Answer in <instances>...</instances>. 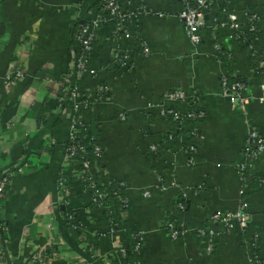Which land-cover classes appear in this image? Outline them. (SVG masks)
Here are the masks:
<instances>
[{
  "label": "crops",
  "instance_id": "1",
  "mask_svg": "<svg viewBox=\"0 0 264 264\" xmlns=\"http://www.w3.org/2000/svg\"><path fill=\"white\" fill-rule=\"evenodd\" d=\"M85 1L91 0H0V175L24 159L28 163L23 174L11 179L2 205L12 264H32L30 258L38 250L45 252L47 264L126 262L114 254L115 240L107 235L105 217L88 205L76 165L65 160L74 111L69 103L60 105L59 83L71 58L76 4ZM136 3L164 14L140 22V39L149 46L150 56L137 57L131 71L108 68L96 80L86 76L80 81L88 96L100 84L110 88L105 100L84 113L102 149L99 181L124 185L128 226L143 235L138 252L142 264H251L254 253L264 260V153L249 170L247 228L235 224L229 229L211 221L214 213L234 212L240 206L239 164L250 129L264 138V74L259 68L264 61V0L230 4L238 12L256 14L255 54L235 40L229 28L217 25L218 9L213 11L216 18H206L202 43L194 46L178 18L182 0ZM108 51L104 40L102 61ZM15 62L23 64L27 75L9 90L4 79ZM223 74L247 85L250 102L245 113L223 96ZM176 90L193 96L196 111L205 113L191 128L198 130L193 164L181 144L164 141L174 140L177 125L162 118L158 106L182 115L190 110L181 101H165V95ZM121 113L126 121L120 120ZM61 176L69 184L68 207L86 227L84 236L64 226ZM173 181L178 188L162 190ZM171 223L183 231L175 241L169 234ZM119 229L118 237L127 241L124 223ZM203 229L215 231L212 254L206 251L209 238L201 234ZM252 241L259 252L250 247Z\"/></svg>",
  "mask_w": 264,
  "mask_h": 264
},
{
  "label": "built area",
  "instance_id": "2",
  "mask_svg": "<svg viewBox=\"0 0 264 264\" xmlns=\"http://www.w3.org/2000/svg\"><path fill=\"white\" fill-rule=\"evenodd\" d=\"M93 2L96 4H91ZM231 3L232 0H182V8L178 14V18L183 23L186 35L192 45L198 46L202 43L206 17H210L214 9H218L221 17L216 20L218 22L217 25L229 28L234 33L235 40L243 45H247L252 50L254 49L258 34V18L252 11L238 12L232 9L230 7ZM93 5L95 6L93 7ZM88 6L90 7L86 10L87 5L85 6L84 2L76 4L79 16L76 18L72 30L71 58L67 66L66 74L63 75L59 83L63 91V96L59 99L60 105L68 107L65 105L69 103L74 111L65 152V160L76 165V178L80 182H86L88 184L89 188L85 189L89 196L88 205L98 209V213L105 217L109 228L107 235H110L115 240L114 254L122 255L126 260L125 264H142L141 262H131L128 260V239L126 237V241L118 237L120 223H124V221L119 218L118 213L114 210V204L112 203L108 206L109 209H112L108 215L104 211L106 208L104 200L109 195L101 189V187L106 185L100 183V177H97L100 174L95 167V162L91 160L88 153V145L92 143L94 138L86 135L84 139L86 145H80L77 136L78 126H90V120L84 116V113L91 110L96 103L105 100L110 88L106 84H100L94 89L91 96H88L84 89L81 88L80 81L86 76L96 80L108 68L117 70L118 72L131 71L137 57L150 56L151 50L149 46L140 39V22L146 16L156 15L158 17H164V14H153L146 5L138 4L136 0H91ZM104 40L107 42L109 51L108 58L102 61L99 54L101 51V42ZM215 49L220 51L221 47L215 45ZM253 53H256L255 50H253ZM259 66L264 74V61ZM26 75L27 71L23 64L15 62L7 69L4 79L6 87L9 90L13 89ZM230 78L232 77L229 74H223L221 76L223 96L230 101L232 106L239 107L245 113L246 107L250 102L247 85L239 80L232 81ZM261 90L262 96L260 102L264 103V79ZM188 100L195 101L193 96L190 98L186 92L181 90L171 91L165 95V101L169 102L181 101L188 104ZM157 110L164 119H171L175 123L181 119L182 114L165 107L164 104L159 105ZM119 117L122 121L127 120V116L124 113H121ZM204 118L205 113L202 111L193 112L189 110L185 114V119L193 124ZM171 138L173 139V136ZM182 140L183 138L180 137L179 142H182ZM151 150L155 151L156 147H151ZM184 151L190 156L189 162L191 164L195 163L192 155L196 154L198 146L190 145ZM263 153L264 138L256 129L252 128L246 139L242 162L239 164L242 181L240 206L234 212L214 213L211 217L213 223L222 224L229 229L233 228L235 224L243 230L247 228L249 217L247 215V202L244 197L249 187V170L254 161ZM94 154L100 159L102 158V149L98 143L94 146ZM27 167L28 163L24 159L21 163L14 165L11 170L0 175V264H12L9 261L7 251V227L2 211L3 199L11 179L15 175L23 174ZM109 184H112L116 189L125 188L122 183L110 182L107 185ZM59 186L60 195L62 196L61 204L64 207V211H66L69 209L68 195L70 191L67 186V179L64 176L60 177ZM170 187L178 188L179 185L173 181L169 185L163 186L162 190L165 191ZM144 195L148 197L150 194L146 192ZM119 201L122 205L121 209L128 214L130 209L128 199L119 196ZM109 215H114V219H109ZM63 218L64 222L66 220L71 221L72 229L79 232L81 236L87 234L85 225L79 222L74 210L73 213L64 215ZM169 234L171 239L175 241L183 235V231L175 223H171L169 226ZM201 234L209 238L206 251L208 254H212L215 248V231L212 229H203L201 230ZM134 239L136 240L135 250L139 252L143 245V235H134ZM249 245L252 249H257L256 241H252ZM44 253L41 250L36 251L31 256L30 263L47 264ZM263 262L264 260L260 258L258 253L252 254L251 264H263Z\"/></svg>",
  "mask_w": 264,
  "mask_h": 264
},
{
  "label": "trees",
  "instance_id": "3",
  "mask_svg": "<svg viewBox=\"0 0 264 264\" xmlns=\"http://www.w3.org/2000/svg\"><path fill=\"white\" fill-rule=\"evenodd\" d=\"M84 3H85V6L87 5V8H86V10H87L90 7V6H88V4L90 2L89 1H85ZM91 4H96V3L93 2ZM94 6L95 5H93V7ZM210 17H212V19H213V18H216L217 16L215 15V13L213 14V12H212ZM230 79L232 81L236 80V79H233V78H230ZM187 102H188L189 106L187 104L186 105L190 108V111H193V112L195 111L196 112V110L198 108L197 103L194 102L193 100H188ZM176 125H177L176 131H175V133H172V136H173L174 140L170 141L166 137V138H164V141L166 140L167 142L170 143V145H174V146L178 145V144H181L184 149H186L190 145L198 146V142H197L198 130L196 129L194 131L193 129H191V128H194L195 125L192 122L187 121L185 119V115H181V119L176 122ZM94 129L95 128H94L93 124H90L89 127L78 126L77 127V136H78V139L80 141L79 142L80 145H86V143L84 141L86 135H89L92 138H94L92 140V143L90 145H88V153H89V155L91 157V160L93 162H95L96 169L99 171V170H102L103 167L101 166V159L94 154V146L97 144V133L95 132ZM193 132H194V134H193ZM180 137L183 138L182 142H179V138ZM97 177H99V175H97ZM255 180H257V179H255ZM81 184H82L84 189L89 188L88 184L86 182H81ZM67 186L69 187L68 183H67ZM101 189L105 193H107L109 195L104 200L105 207H106L104 211L106 212V214L108 215V213L110 211H112V209L111 208L109 209L108 206H110L113 203L114 204V210L118 213L119 218L124 221V225H125L126 233H127V239H128V260L131 261V262H141V258L139 256L138 252L135 250L136 240L134 239V235H135L134 231L131 230L130 227L128 226V222H127L128 214L125 213V211H123L121 209L122 205H121V203L119 201V196L123 197V198H126L125 188L116 189L112 184H109V185L101 187ZM179 202L183 203L187 207L186 200L181 198L179 200ZM63 213H64V215L71 214V213H73V210L69 208L66 211H64ZM112 218L114 219V215L113 216L109 215V219H112ZM64 226H65L66 229H68V231H70V232L73 231L74 233H76V235H79V232L74 231L72 229L71 221L66 220L64 222ZM256 251L259 252V248ZM263 264H264V262H263Z\"/></svg>",
  "mask_w": 264,
  "mask_h": 264
},
{
  "label": "water",
  "instance_id": "4",
  "mask_svg": "<svg viewBox=\"0 0 264 264\" xmlns=\"http://www.w3.org/2000/svg\"><path fill=\"white\" fill-rule=\"evenodd\" d=\"M206 18L208 19V16Z\"/></svg>",
  "mask_w": 264,
  "mask_h": 264
}]
</instances>
